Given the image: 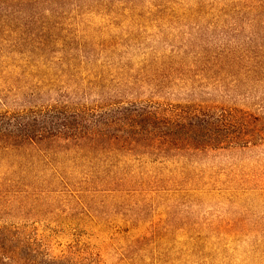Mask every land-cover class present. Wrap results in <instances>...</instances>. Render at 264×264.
<instances>
[{
    "label": "trees",
    "instance_id": "obj_1",
    "mask_svg": "<svg viewBox=\"0 0 264 264\" xmlns=\"http://www.w3.org/2000/svg\"><path fill=\"white\" fill-rule=\"evenodd\" d=\"M69 1L0 0V81L25 67L52 75L28 89L0 83V264H78L54 238L101 193L130 220L179 215L192 248L204 240L201 251L264 264V229L239 231L228 215L249 195L264 203V0H107V27L143 56L123 74L122 44L107 42L104 94L77 80L88 44L42 34ZM138 23L151 24L146 36ZM201 193L223 202L216 225L187 219Z\"/></svg>",
    "mask_w": 264,
    "mask_h": 264
},
{
    "label": "rangeland",
    "instance_id": "obj_2",
    "mask_svg": "<svg viewBox=\"0 0 264 264\" xmlns=\"http://www.w3.org/2000/svg\"><path fill=\"white\" fill-rule=\"evenodd\" d=\"M64 10L63 23H60L58 27L42 31V34L78 45L79 48L81 45L88 44V51L80 50L77 53L75 70L78 81L86 77L90 81L101 82L98 91L101 94L107 91V79L102 80L98 76L107 77L109 69L105 66L107 42L111 39H118L122 44L115 53L116 57L113 56L115 63L120 62V67H123L119 70L123 74H136L141 71L140 58L143 56V49L136 47L135 40L130 37L119 39L121 32L118 28L107 27V0H73L65 4ZM138 25L141 28L137 27L138 33L135 35L141 37L146 36L152 27L149 23L147 26L141 23ZM142 28L147 29V32ZM2 31L4 30L1 28L0 32ZM147 41L150 43V38ZM1 60L0 55V62ZM45 70V67H41L31 73L29 68L25 67L19 74H15L11 83L7 79H2L1 88L14 85V87L28 89L26 87L29 85L32 87L38 77L47 75ZM1 73L0 71V75ZM93 95L99 97V92ZM82 96L84 98L85 94ZM13 97L14 94L11 93L8 99L12 100ZM31 98L35 97L30 93L26 95V99ZM91 99H95L94 96ZM219 200L210 193H201L193 199L192 207L186 215L187 219L192 223L199 221L201 227H205L201 225L202 220L216 225L218 223L216 218L221 215L223 207V202ZM111 202L107 193L96 194L85 200L91 213H83L81 207L71 211L72 219L78 222L71 225V235L63 236L65 233L61 230L63 226L57 227L59 228L57 231L61 230V232H57L60 236L54 238L56 247L62 249L72 243L73 251L77 255L74 257L78 264H238L235 257L231 255L225 259L224 256L227 254L225 251L216 253L207 248L201 251L200 249L206 246L204 240L192 248L188 243L189 237L185 234V231L190 229L189 224L179 215L171 216L169 219L167 216L148 214L144 221L130 220L124 213L122 205L115 209L111 206ZM71 205L73 204L70 203ZM237 205L240 208L236 209L233 205L228 207L229 217L232 216L241 221L235 228L240 231L250 228V225L253 227L258 225V228L264 229V203L256 195L241 199ZM244 216L247 217L245 222L242 221ZM237 259L244 260L242 257ZM256 260L261 261L262 257Z\"/></svg>",
    "mask_w": 264,
    "mask_h": 264
}]
</instances>
